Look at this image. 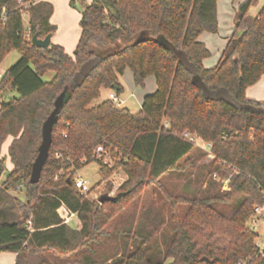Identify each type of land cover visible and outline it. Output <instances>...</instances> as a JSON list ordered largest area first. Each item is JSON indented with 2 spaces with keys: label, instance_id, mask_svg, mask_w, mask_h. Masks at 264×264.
Returning <instances> with one entry per match:
<instances>
[{
  "label": "trees",
  "instance_id": "trees-1",
  "mask_svg": "<svg viewBox=\"0 0 264 264\" xmlns=\"http://www.w3.org/2000/svg\"><path fill=\"white\" fill-rule=\"evenodd\" d=\"M219 1L82 4L81 37L70 56L59 45H32L34 35L57 31L50 2L23 0L30 4L26 25L19 0H0L7 14L0 66L11 52L21 55L0 79V254H15L16 264H264L250 227L255 207L264 208V102L247 97L264 76V5L255 16L249 12L257 0L239 6L242 34L208 69L211 52L200 37L218 33ZM126 71L137 87L155 78L157 90L141 111L110 99L94 106L104 89L123 93L118 77ZM66 89L49 159L31 185L43 124ZM13 92L18 97L4 102ZM10 137L8 172L2 147ZM196 152L212 156L211 177L204 188L171 194L163 178L185 171ZM93 162L103 180L117 169L127 175L115 200L101 204L77 189V171ZM215 175L229 179L227 190ZM72 215L77 229L67 224Z\"/></svg>",
  "mask_w": 264,
  "mask_h": 264
},
{
  "label": "rangeland",
  "instance_id": "rangeland-1",
  "mask_svg": "<svg viewBox=\"0 0 264 264\" xmlns=\"http://www.w3.org/2000/svg\"><path fill=\"white\" fill-rule=\"evenodd\" d=\"M72 1H75V3L73 4ZM92 1L93 0H85V3L91 4ZM47 2H50L55 9L51 23L58 28L59 35L56 40L58 42L64 43L66 47L59 44L56 45L63 47L68 55L73 56L81 37L80 19L83 0H48ZM242 2H244V0H220L219 17L222 26V31L220 34L221 36H223L227 31H230L231 34H234V32H236V38H239L241 36L242 30L237 29L236 17L239 12V6ZM263 5L264 0H257L256 4L250 9L249 14L256 15L259 8ZM27 23L28 19L25 20L26 25ZM220 50L221 45L215 43V41L214 44L212 43V45H210V60L212 62H214V59L218 56ZM20 59L21 55L19 52H11L0 66V70L7 71L11 67H13ZM53 77L54 74L50 73L44 79L46 81H50ZM118 82L124 89L123 93L118 96V98L122 102L119 106L129 109L133 114L139 113L142 109L144 98L148 95H152L157 90V85L154 77H150L146 81L144 87H137L135 85L133 75L130 71H126L122 76H119ZM111 93L117 96L116 90L104 89L102 91V99L96 101L94 103V106L100 104L105 100H108ZM17 97L18 94L13 92L10 95L4 97L3 101L9 102ZM195 142L196 145L202 150L206 148V144L199 139H196ZM6 145H4L2 150V158L5 161V166L8 171L11 163ZM212 159L213 158L211 155L207 156L203 154V152H196L192 155L191 161L193 162V164L190 167L188 166L183 172H174L167 175L163 178L162 183L171 194L176 196L183 195L188 188V190L193 191L196 189L199 190L201 188H204L206 184L205 182L211 177L210 163L212 162ZM111 161L113 162V160ZM5 177L6 174L4 175V178ZM77 179L86 182L87 187L90 189V193L87 195V197L90 200L96 201L105 195L115 197L117 195L119 187L127 180V175L122 169H117V171L108 180H103L99 164L97 162H93L77 171L75 180ZM217 180L224 181L225 190L229 188L228 178L225 179L224 177L217 175ZM18 196L21 197L22 200H24L23 193H19ZM5 215L6 214L4 212H0L1 220H5ZM256 220L257 221L255 223H250V227L254 229L258 234L262 235L264 232V211L257 217ZM73 221L75 222L71 226L75 227L78 224V217L75 216ZM161 243L162 242H160V244ZM164 247L165 245L162 244L161 247H159L158 253H160V250L162 251ZM155 256L157 257L159 256V254Z\"/></svg>",
  "mask_w": 264,
  "mask_h": 264
},
{
  "label": "crops",
  "instance_id": "crops-1",
  "mask_svg": "<svg viewBox=\"0 0 264 264\" xmlns=\"http://www.w3.org/2000/svg\"><path fill=\"white\" fill-rule=\"evenodd\" d=\"M40 1H44V2H47L48 0H40ZM94 1V0H93ZM92 1V2H93ZM244 2H245V0H244ZM219 3H220V1H219ZM219 3H218V22H219V31H218V33H217V35H215V34H211V33H204L201 37H200V41L202 42V43H204L206 46H207V48L210 50V45H212V43L214 44V41H215V43H217V44H220L221 45V50L219 51V54H218V56L217 57H215V59H214V62H212L211 60H210V58L209 59H207V60H205L204 61V66L206 67V68H208V69H211V68H214V67H216L217 66V64L219 63V61H220V59H221V56H222V53H223V51L225 50V48H226V46H227V43H228V41L233 37V36H235L236 35V32H234V34H231V32L230 31H227V32H225L224 33V35L223 36H221L220 34H221V31H222V26H221V22H220V17H219ZM243 3V2H242ZM241 3V4H242ZM83 4L84 5H87V3H85V0H83ZM240 4V5H241ZM262 7V6H261ZM260 7V8H261ZM259 8V9H260ZM259 11V10H258ZM258 13V12H257ZM251 15V14H250ZM54 16V15H53ZM53 16H52V18H53ZM252 16H255V15H252ZM81 20V19H80ZM51 21H52V19H51ZM81 32H82V30H81V28H80V36H81ZM58 35H59V32H58V28H57V31H56V33H55V35L53 36V39H52V44H54V45H56V44H59V45H61V46H64V47H66V45L64 44V43H62V42H58L57 40H56V38L58 37ZM216 36H218V37H216ZM217 38H219V39H217ZM76 43V42H75ZM209 43V44H208ZM74 49V48H73ZM220 55V56H219ZM112 94V93H111ZM247 97L250 99V100H253V101H258V102H264V76H263V78L256 84V85H254V86H252V87H250L248 90H247ZM0 109H1V100H0ZM12 142H13V138H8V140L4 143V145H6L7 146V149L9 150V147H10V145L12 144ZM4 145H3V147H4ZM3 147H2V150H3ZM13 169V166H12V164L10 165V167H9V169H8V172L9 171H11ZM5 178H4V176L2 177V180H4ZM75 216H77V215H72L69 219H68V221H67V224L70 226V227H72L71 225H73V223L75 222V221H73V219L75 218ZM78 217V216H77ZM77 225L74 227V229H77L78 227H79V225H80V221H79V219H78V221H77ZM72 227V228H73ZM16 259H17V256L15 255V254H10V253H2V254H0V264H16Z\"/></svg>",
  "mask_w": 264,
  "mask_h": 264
},
{
  "label": "water",
  "instance_id": "water-1",
  "mask_svg": "<svg viewBox=\"0 0 264 264\" xmlns=\"http://www.w3.org/2000/svg\"><path fill=\"white\" fill-rule=\"evenodd\" d=\"M53 34L48 35L46 38H39V34H36L32 38V45L40 49H49L52 44ZM67 96V89L58 97L55 102V109L43 124L42 128V142L38 149V155L32 165L30 184L37 185L41 178L44 167L50 156V149L53 142V129L58 122V115L65 104ZM115 200V198L105 195L99 199L102 204L105 201Z\"/></svg>",
  "mask_w": 264,
  "mask_h": 264
},
{
  "label": "built area",
  "instance_id": "built-area-1",
  "mask_svg": "<svg viewBox=\"0 0 264 264\" xmlns=\"http://www.w3.org/2000/svg\"><path fill=\"white\" fill-rule=\"evenodd\" d=\"M19 3L22 5V9H23V18L24 20H26L28 18V8H29V5L30 4H24L23 3V0H19ZM0 20H3V21H6L7 20V14H6V10L3 9L1 12H0ZM28 24V23H27ZM27 36L29 38H31V34L28 32L27 33ZM5 71L3 70H0V79L2 78V76L4 75ZM109 99L111 101H113L114 103H116L117 105H121V101L120 99L115 95V94H110L109 95ZM191 140L195 141L196 138H191ZM206 147H209V145L206 144ZM104 154V149L103 147H98L97 149V155H99V157L101 158ZM103 161L105 164H108V165H111L113 164V162L111 161L112 159H110L108 156H105V157H102ZM215 178L217 179V175L215 176ZM75 185L77 187V189L80 191L81 194L83 195H88L90 193V189L87 187V184L86 182L82 181V180H75ZM255 211V214L257 215V217L259 215L262 214V212L264 211V208L263 207H255L254 209ZM257 217L255 218L254 220V223L257 221ZM257 246L259 248V252L262 256H264V232L262 235L259 234V240H258V243H257Z\"/></svg>",
  "mask_w": 264,
  "mask_h": 264
}]
</instances>
